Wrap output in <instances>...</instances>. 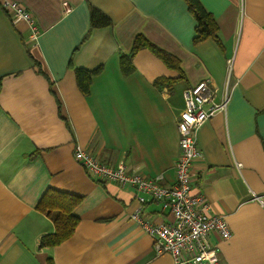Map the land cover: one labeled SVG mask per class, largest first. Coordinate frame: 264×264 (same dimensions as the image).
I'll return each instance as SVG.
<instances>
[{
  "label": "crops",
  "instance_id": "obj_1",
  "mask_svg": "<svg viewBox=\"0 0 264 264\" xmlns=\"http://www.w3.org/2000/svg\"><path fill=\"white\" fill-rule=\"evenodd\" d=\"M12 1L31 14L39 36L31 40L0 5V264H173L131 220L138 197L141 217L153 224L172 222L168 209L129 185L91 179L74 149L172 186L183 90L201 81L230 94L196 136L195 191L230 231L210 241L219 264H264V0H198L221 46L193 42L197 24L183 0ZM91 8L111 25L91 29ZM137 35L176 58L181 73L141 49L124 75L120 57ZM96 68L82 95L74 69ZM157 78L173 80L170 89ZM49 189L82 201L73 235L42 247L54 225L35 208Z\"/></svg>",
  "mask_w": 264,
  "mask_h": 264
},
{
  "label": "built area",
  "instance_id": "obj_2",
  "mask_svg": "<svg viewBox=\"0 0 264 264\" xmlns=\"http://www.w3.org/2000/svg\"><path fill=\"white\" fill-rule=\"evenodd\" d=\"M0 5L13 24L24 22L29 38L37 40L39 31L26 9L12 0H0ZM215 89L208 81H201L183 90L184 107L177 122L179 154L173 166L175 181L172 186H163L160 176L150 179L127 170L123 164L102 162L78 145L74 149L76 163L91 179L105 184L129 185L168 209L172 222L153 224L141 217L140 206L145 199L138 197L139 206L131 220L141 232L150 236L155 254L169 255L173 264H219V250L211 243L210 236L217 234L222 240L230 237L224 216L212 214L209 204L195 191L196 175L192 167L200 157L196 138L199 127L214 114L224 112L230 99L228 91L217 95Z\"/></svg>",
  "mask_w": 264,
  "mask_h": 264
},
{
  "label": "trees",
  "instance_id": "obj_3",
  "mask_svg": "<svg viewBox=\"0 0 264 264\" xmlns=\"http://www.w3.org/2000/svg\"><path fill=\"white\" fill-rule=\"evenodd\" d=\"M188 7L189 12L194 17L195 25V37L192 39L195 44L203 42L207 39L213 40L218 46H221V42L218 36V26L211 14L204 9L203 5L198 0H183ZM90 28H104L111 25V22L98 10L90 9ZM132 49L128 55H121L120 67L124 75H129L134 71L132 67V58L141 49H148L151 54L158 57L168 68L180 72L179 61L169 53L158 48L152 43L148 42L147 39L142 35H137L134 39ZM31 59L33 58L29 53ZM36 66L39 67V63L34 60ZM76 76V84L82 95H87L90 92V86L92 78L100 72V68L88 71L84 69H74ZM181 73V72H180ZM173 80L157 78L155 84L162 88L171 87ZM40 200L36 205V210L41 214H44L50 219L54 225V233L43 236L41 241L42 247H55L65 240L69 239L77 225L79 219L74 216L73 209H75L80 202L82 197L74 196L65 192H59L53 189H49L44 192ZM45 264H54L52 259H46Z\"/></svg>",
  "mask_w": 264,
  "mask_h": 264
}]
</instances>
